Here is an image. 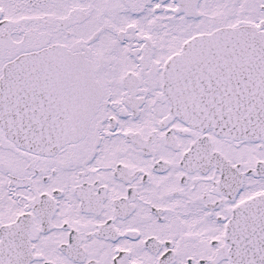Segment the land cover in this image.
<instances>
[{
    "label": "snow or ice",
    "instance_id": "6c2138e0",
    "mask_svg": "<svg viewBox=\"0 0 264 264\" xmlns=\"http://www.w3.org/2000/svg\"><path fill=\"white\" fill-rule=\"evenodd\" d=\"M0 264H264V0H0Z\"/></svg>",
    "mask_w": 264,
    "mask_h": 264
}]
</instances>
